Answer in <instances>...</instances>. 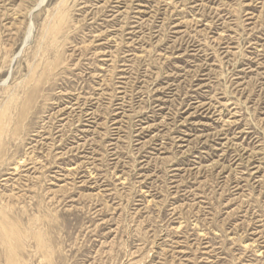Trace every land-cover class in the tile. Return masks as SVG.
I'll use <instances>...</instances> for the list:
<instances>
[{"label": "rangeland", "instance_id": "rangeland-1", "mask_svg": "<svg viewBox=\"0 0 264 264\" xmlns=\"http://www.w3.org/2000/svg\"><path fill=\"white\" fill-rule=\"evenodd\" d=\"M0 114V264H264V0H0Z\"/></svg>", "mask_w": 264, "mask_h": 264}, {"label": "bare ground", "instance_id": "bare-ground-1", "mask_svg": "<svg viewBox=\"0 0 264 264\" xmlns=\"http://www.w3.org/2000/svg\"><path fill=\"white\" fill-rule=\"evenodd\" d=\"M75 3V2H74ZM94 3V2H93ZM92 4V3H91ZM70 5V4H69ZM73 6V5H72ZM96 6V5H95ZM96 8V7H95ZM94 9V8H93ZM99 9V8H98ZM74 10V9H73ZM71 11V10H70ZM105 11V10H104ZM72 13V12H71ZM58 15V14H57ZM63 15H65V14H63ZM63 15H62V13H61V16L63 17ZM68 16H69V14H68ZM49 17V16H48ZM62 17H60V18H62ZM108 17V16H107ZM64 18V17H63ZM71 18V17H70ZM131 18V17H130ZM65 19V18H64ZM98 20V19H97ZM221 20V19H220ZM118 21V20H117ZM64 22V20H62V23ZM119 23V22H118ZM56 25V24H55ZM58 29H60L61 30V27L60 28H58ZM69 29V28H68ZM49 30H50V28H49ZM54 30H56L55 28L53 29V31ZM60 30H59V32H60ZM52 31V32H53ZM58 31V30H57ZM28 33V32H27ZM54 33V32H53ZM29 34V33H28ZM63 38V37H62ZM126 39V38H125ZM64 40V39H63ZM62 42V41H61ZM49 43V42H48ZM53 44V43H52ZM207 45V44H206ZM114 46V45H113ZM99 48V47H98ZM54 53V52H53ZM203 56V55H202ZM220 57V56H219ZM254 59V58H253ZM205 64V63H204ZM53 65V64H52ZM49 69V68H48ZM118 72V71H117ZM121 72V71H120ZM43 73V72H42ZM28 76V75H27ZM40 76V75H39ZM37 77V76H36ZM114 79V78H113ZM139 79H140V77H139ZM29 86V85H28ZM75 87V86H74ZM63 88V87H62ZM27 89V88H26ZM28 91V90H27ZM209 92V91H208ZM15 93V92H14ZM38 93V92H37ZM52 95V94H51ZM37 96V95H36ZM55 96V95H54ZM62 96V95H61ZM31 97V96H30ZM64 97V96H63ZM22 99H24V97L22 98ZM27 100H28V98H26ZM31 99V98H30ZM21 100V99H20ZM30 101V100H29ZM33 101V100H32ZM26 102V101H25ZM28 102V101H27ZM228 102V101H227ZM32 103V102H31ZM62 106V105H61ZM223 106V105H222ZM19 107V106H18ZM18 107H17V109H18ZM234 108V107H233ZM14 109V108H13ZM56 109V108H55ZM6 110L8 111V109H7V107H6ZM23 110V109H22ZM7 111H5V112H7ZM20 112V111H19ZM22 112V111H21ZM4 113V112H3ZM29 113V112H28ZM15 114H16V112H15ZM22 114V113H21ZM1 115V114H0ZM3 115V114H2ZM1 115V116H2ZM6 115V114H5ZM6 116H8V115H6ZM13 117V116H12ZM32 117V116H31ZM3 118H5V117H3ZM33 118V117H32ZM35 118V117H34ZM58 118V117H57ZM84 118V117H83ZM21 119V118H20ZM9 120H10V118H9ZM22 120H20V122H21ZM28 121V120H27ZM2 122V120L0 119V123ZM14 122V121H13ZM19 122V124L22 126V123H20ZM4 123V122H3ZM11 123H12V120H11ZM35 124V123H34ZM2 125V123L0 124V132L2 131V129H3V127L1 126ZM113 125V124H112ZM8 126H9V122H8ZM11 126V125H10ZM15 126V125H14ZM1 127H2V129H1ZM12 127V126H11ZM235 127V126H234ZM6 128V127H5ZM22 128V127H21ZM9 129H10V127H9ZM9 129H7V131L9 130ZM4 130V129H3ZM11 132V131H10ZM3 133V132H2ZM19 134V133H18ZM1 135V134H0ZM19 136V135H18ZM229 136V135H228ZM12 139V138H11ZM237 139V138H236ZM41 140V139H40ZM10 141V140H9ZM13 151V150H12ZM4 152V151H3ZM3 157V156H2ZM26 161V160H25ZM12 165V164H11ZM175 166V165H174ZM17 168H18V166H16ZM20 167V166H19ZM179 169V168H178ZM17 171V170H16ZM19 171V170H18ZM177 177V176H176ZM47 178V177H46ZM16 182V181H15ZM126 182V181H125ZM204 238V237H203Z\"/></svg>", "mask_w": 264, "mask_h": 264}]
</instances>
